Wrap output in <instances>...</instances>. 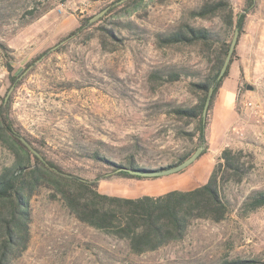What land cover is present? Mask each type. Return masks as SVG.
Returning a JSON list of instances; mask_svg holds the SVG:
<instances>
[{"label":"rangeland","instance_id":"rangeland-1","mask_svg":"<svg viewBox=\"0 0 264 264\" xmlns=\"http://www.w3.org/2000/svg\"><path fill=\"white\" fill-rule=\"evenodd\" d=\"M114 1L0 0V104L11 98V117L20 131L64 169L88 179L108 173L88 158L95 153L126 165L134 157L142 166L159 168L201 146L184 133L195 123L187 125L173 109L196 102L193 83L209 68L208 52L200 46H159L156 34L187 22L231 42L236 29L218 17H193L191 11L206 0H156L144 11L120 13L68 38L84 19ZM229 2L235 19L245 13L246 0ZM102 26L113 28L118 40L103 45ZM157 70L163 79L155 82L150 75ZM171 73L179 79L168 81ZM11 76H19L17 85ZM202 145L206 153L183 171L144 179L112 176L101 182L100 192L137 198L194 189L207 182L225 148L243 149L253 155L254 167L231 188L238 203L226 220L197 221L183 240L136 255L125 241L81 223L62 201L42 191L31 203L30 246L15 264L264 262V207L242 208L250 193L264 190V0H255L247 14ZM15 159L0 140V172Z\"/></svg>","mask_w":264,"mask_h":264},{"label":"trees","instance_id":"trees-1","mask_svg":"<svg viewBox=\"0 0 264 264\" xmlns=\"http://www.w3.org/2000/svg\"><path fill=\"white\" fill-rule=\"evenodd\" d=\"M155 1L115 0L97 13L105 10L103 16L95 22H91V19L97 14L84 19L68 38L84 34L92 26L120 13L130 15L140 10L144 11L149 6H154ZM246 4L245 13L239 14L237 19L229 0H206L201 7L192 10L191 15L201 19L218 17L225 27L239 28L241 37L247 14L254 9L255 0H246ZM132 25L134 23H128L127 27L130 29ZM103 37V45L106 44V40L113 42L118 40L113 28L103 27ZM156 39L158 45L162 47L200 46L208 52L209 68L198 82L193 83L196 102L190 106L173 109L175 115L187 125L195 123V129L184 133L190 140L197 138L202 145L206 143L208 114L230 74L237 48L227 71L218 79L231 45V42L223 39L219 33L182 22L171 32L157 33ZM8 68L10 72L13 71L10 61ZM150 77L152 81L158 82L163 79V74L157 70L151 73ZM179 77V74L171 73L168 75V81H176ZM11 81L14 86L17 85L19 76H11ZM211 88L213 93L205 119L204 108ZM11 109L12 99L4 98L0 104V140L16 159L13 165L3 168L0 172V264H15L29 248L33 221L31 203L42 191H47L51 200L62 201L81 223L125 241L131 253L142 255L183 240L197 221L220 223L226 220L238 203V199L232 197L231 188L246 180L254 167V157L251 153L227 147L221 152L207 182L194 189H175L158 196L144 195L137 198L112 196L100 192L103 180L112 176L148 178L131 174L130 170L145 173L175 167L190 158L197 149L180 157L176 164L159 168L142 166L134 157H130L126 165L95 153L88 158L103 164L108 173H100L93 179H88L64 169L61 164L49 158L42 148L36 146L32 139L16 126L11 117ZM21 138H25L36 148L47 163L32 153ZM205 153L206 149L200 158ZM262 207L264 190L250 193L242 202V208L246 212ZM218 264H264V262L239 258L224 259Z\"/></svg>","mask_w":264,"mask_h":264},{"label":"water","instance_id":"water-1","mask_svg":"<svg viewBox=\"0 0 264 264\" xmlns=\"http://www.w3.org/2000/svg\"><path fill=\"white\" fill-rule=\"evenodd\" d=\"M105 12L106 11L104 10L101 13L97 14L96 16H94L91 19V22H95L96 20H98L101 16H103L105 14ZM239 37H240V30H239V28H236L234 36H233V39L231 41V45H230L227 57L225 59V62L223 64V67L221 69V72H220V75H219L218 79L223 77V75L227 71V69H228V67H229V65L231 63L232 56H233V54H234V52H235V50L237 48V45H238V42H239ZM248 89H251V87L248 86ZM212 93H213V88L210 89L209 95H208V98H207V101H206V104H205V108H204V118L205 119L207 118V113H208V108H209V105H210V102H211ZM21 140L23 141V143L28 147V149L32 153H34L42 161L47 163L45 161V159L43 158V156L39 153V151L36 148H34L25 138H21ZM203 151H204V146L201 145L200 147L197 148V150L193 153V155L190 158H188L183 163H181V164H179V165H177L175 167L166 168V169L161 170V171L145 172V173L135 172V171H131L130 170V173L134 174V175H141L143 177H160V176H167V175L175 174V173H178L180 171H183L184 169H186L187 167L192 165L195 161H197L200 158V156L202 155Z\"/></svg>","mask_w":264,"mask_h":264},{"label":"crops","instance_id":"crops-1","mask_svg":"<svg viewBox=\"0 0 264 264\" xmlns=\"http://www.w3.org/2000/svg\"><path fill=\"white\" fill-rule=\"evenodd\" d=\"M223 86H224V84H223ZM223 86H222V88H223ZM222 88H221L220 93H219V97H220V98H221V91H222ZM158 195H161V194H158ZM158 195H156V196H158ZM150 196H154V195H150Z\"/></svg>","mask_w":264,"mask_h":264},{"label":"built area","instance_id":"built-area-1","mask_svg":"<svg viewBox=\"0 0 264 264\" xmlns=\"http://www.w3.org/2000/svg\"><path fill=\"white\" fill-rule=\"evenodd\" d=\"M248 105H252V103H249Z\"/></svg>","mask_w":264,"mask_h":264}]
</instances>
